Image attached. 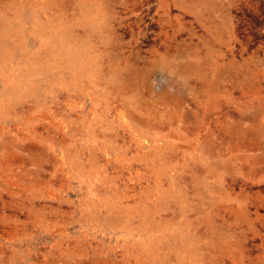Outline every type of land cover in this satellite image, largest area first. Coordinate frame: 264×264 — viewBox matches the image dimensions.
<instances>
[{
    "label": "rangeland",
    "instance_id": "374dc122",
    "mask_svg": "<svg viewBox=\"0 0 264 264\" xmlns=\"http://www.w3.org/2000/svg\"><path fill=\"white\" fill-rule=\"evenodd\" d=\"M0 264H264V0H0Z\"/></svg>",
    "mask_w": 264,
    "mask_h": 264
}]
</instances>
